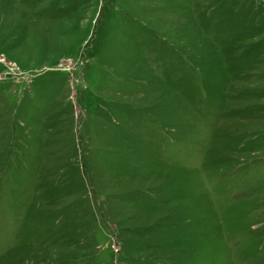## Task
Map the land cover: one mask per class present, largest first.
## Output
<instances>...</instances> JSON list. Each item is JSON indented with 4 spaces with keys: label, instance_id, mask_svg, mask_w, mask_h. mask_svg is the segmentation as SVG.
<instances>
[{
    "label": "rangeland",
    "instance_id": "1",
    "mask_svg": "<svg viewBox=\"0 0 264 264\" xmlns=\"http://www.w3.org/2000/svg\"><path fill=\"white\" fill-rule=\"evenodd\" d=\"M0 264H264V0H0Z\"/></svg>",
    "mask_w": 264,
    "mask_h": 264
}]
</instances>
